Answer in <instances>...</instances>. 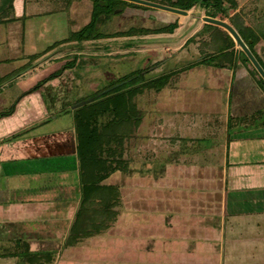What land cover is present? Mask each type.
<instances>
[{"label":"rangeland","instance_id":"374dc122","mask_svg":"<svg viewBox=\"0 0 264 264\" xmlns=\"http://www.w3.org/2000/svg\"><path fill=\"white\" fill-rule=\"evenodd\" d=\"M13 1L14 10L8 13V17L12 19L0 23V115L12 110L8 115L0 116L2 144L19 145L22 140L32 138L31 136H41L52 131H72L73 111L85 102L80 106L76 105L93 98L99 90L110 89L114 83L119 84L126 76L139 72L142 76L135 84L160 77L166 78L167 85L163 88L166 91L161 90L157 94L154 91L145 92L139 98V104L145 112L138 136L128 141L125 154L128 168L126 171L114 172L104 181L118 186L120 190V204L117 206L119 216L110 227L97 236L81 240L75 247L58 251L62 249L60 245L62 246L68 231L63 236L65 225L61 219H55V227H50L52 223L48 220L52 218L51 212L64 207L59 201L60 197H57L61 195L60 191L50 189L48 198L52 202L40 204L39 209L29 216L24 213L25 218L16 223L11 218L0 217V241L3 245L0 249V264H31L27 260L31 253L50 254L52 261L42 264H168L170 261L184 264L183 262H187L184 254L190 259L192 257L191 260H196L193 256L196 253H187L194 246L193 242L185 240V244L179 245L178 233L174 236L171 232H163L167 214H160L159 210L158 200L162 191L159 188V177L169 175L177 163L175 154L169 155L164 151V145L169 144L160 141L166 132H160L162 125L158 121L164 113L165 118L176 123L175 116H171L169 112L175 110L177 104L186 107L188 117H193L195 111L198 114L195 118H200L201 111L209 109L204 99L210 93L204 96L197 88L199 84L217 87L216 93L223 101L222 91L224 93L225 89L220 82L209 74L198 76L197 73L208 66L217 68L214 64L222 58L214 52L202 59V51H210L205 43H208L212 31L204 29V32H200L206 23L201 17L207 15L208 9L194 5L188 9V14L183 15L148 6L145 8L144 5L132 4L133 2L126 0H105L110 1L114 8L109 21L100 28L105 35L82 41L79 49L76 40L59 44L57 41L64 39L72 29L77 30L89 21L93 0ZM151 1L172 7L178 5V0ZM235 1L237 5L228 9V16L218 12L215 17L231 24L229 16L238 14L243 25L251 27L260 36L257 45H264V38L261 37V31L264 30V0ZM225 5L227 6L226 3ZM21 8L24 11H20ZM121 8L122 11L119 10ZM39 14H43L37 25L41 27L40 34H36L40 50L26 53L29 52L24 47L26 21ZM172 21L177 23L172 33H151V28ZM128 29L131 31H127ZM116 31L127 32L114 36ZM55 41L57 43L53 48L41 53ZM238 49L240 50L239 47ZM243 54L242 51L236 55L238 64L239 56L243 57ZM256 55L259 58V53ZM239 68L240 64L237 69ZM53 72L57 75L41 83L43 78ZM252 73L255 75V72ZM179 75L184 76L182 82L178 81L182 85V91L174 99L173 87ZM262 91L264 93V88ZM200 103L206 107H199ZM172 132L175 133L174 129ZM206 141L199 138L191 145L199 160L206 156L205 151L202 153L207 146ZM245 155L247 159L253 157L249 153ZM15 160L13 164H9L11 160H7L6 164L0 162L2 183H15L16 178L23 174L20 169L36 165L32 158ZM167 160L174 164L171 170L167 166L168 170L164 171L161 168ZM47 161L46 167L54 166L57 174L59 160H54L55 164L51 163L53 158ZM252 167H255V163ZM24 173L23 176L27 175L25 171ZM258 173L264 176V171ZM255 174L257 177V172ZM45 175L52 176V173ZM54 176L56 180L57 175ZM32 180L35 181V178ZM8 187L12 188L10 185ZM34 190L31 189L32 193ZM17 191L16 196H21V190ZM74 206L75 212L78 200ZM129 210L134 215L132 219L128 215ZM250 228L255 232L264 231V218L260 217L249 223L247 229ZM17 237L24 239L27 245L21 244L22 239H16ZM249 238L247 233L242 238L236 236L235 239L240 242L224 247L222 261L214 257L209 264H264V260L247 261L246 255L259 257L261 254L251 245L242 244L251 240ZM12 244L17 245L15 249L10 248ZM5 248H8L7 251ZM3 254L7 257L4 255V258ZM262 257L264 259V253Z\"/></svg>","mask_w":264,"mask_h":264},{"label":"crops","instance_id":"0c3cea01","mask_svg":"<svg viewBox=\"0 0 264 264\" xmlns=\"http://www.w3.org/2000/svg\"><path fill=\"white\" fill-rule=\"evenodd\" d=\"M20 11L24 9L21 8ZM41 17L43 14L26 21L24 47L26 51H29L26 53L40 50L36 34H40L41 27L37 25L40 24ZM233 50L236 55L240 51L236 44ZM255 51L259 53L264 63V45H256ZM197 73L198 76L209 74L220 82L221 87L225 89L224 93L222 91L223 101L216 93L217 87L199 84L197 88L204 96L210 93L204 99L209 109L201 111L200 118H195L198 115L195 111H193V117H188L186 107L183 106V108L178 104L175 105V110L169 112L171 116H175L176 123L165 118L164 113L162 117L160 116L158 122L162 126L159 130L166 132L165 137H162L160 141L169 144L164 145V151L169 155L175 154L177 163L169 175L159 177L161 185L159 188L162 189L158 200L159 210H161L160 214H167L163 232H171L174 236L178 233L177 244L179 245L185 244V240L193 242L194 246L187 253H196L193 254L196 260H191L192 257L190 259L184 254V259L188 262H183L184 264H209L214 257L222 261L224 247L240 242L235 237L242 238L246 236V233L251 240L242 244L251 245L258 253H261L259 257L246 255L247 261L261 262L264 260L262 259L264 231L255 232L251 228L247 229V226L257 218H264V176L258 173L264 171V126L261 124V119L255 123L252 119L245 122V120L231 117L249 114L264 107V93L242 67L233 69L217 66L213 69L208 66ZM183 78V75H179L176 80L177 83L173 87L174 99L176 95L181 94L182 85L178 81L182 82ZM161 90L166 91V88ZM199 107L206 106L200 103ZM173 129L175 133L172 132ZM31 137L22 140L19 145L8 146L0 142V162L6 164L7 160H11L9 164H13V161L16 162L15 159L32 158L36 164L20 169V173L23 174L16 178L15 183L7 185V182L0 181V217L1 219L11 218L12 222L16 223L17 220L23 219L24 213L29 216L39 209L40 204L51 203L52 201L48 198L50 189L59 190L61 195L57 197H60L59 201L64 207L51 212L52 218L48 222L52 223L50 227H55L56 220H63L64 236L74 215V203L79 199L78 179L76 169H73L76 164L73 130L52 131ZM199 138L207 140V146L202 151V153L205 151L206 155L203 160H199L191 148L192 143ZM248 153L253 156L252 159L246 158L245 154L248 155ZM50 158H53L52 164H55L54 160H59L57 174L54 172V166L46 167L47 160ZM254 163L255 167H252ZM173 164L167 160L161 169L168 170V166L171 170ZM24 171L27 173L25 176H23ZM255 172L258 174L257 177ZM50 173L52 176L45 175ZM54 175H57L56 180ZM33 178L35 181L32 180ZM33 188L37 192L32 193ZM17 190H21V196H16L19 192ZM144 198L143 196L142 199ZM53 199L55 200V195ZM128 215L131 219L134 217L130 210ZM163 232L161 231V234ZM78 243L66 248L60 245L62 249L58 251L63 252L64 249L75 247ZM1 244L0 241V249L3 246ZM16 246L12 244L10 248L15 249ZM7 249L5 248L6 251ZM183 251L187 250L183 248ZM1 255L0 253V257ZM168 264L176 263L170 261Z\"/></svg>","mask_w":264,"mask_h":264},{"label":"trees","instance_id":"16d2710c","mask_svg":"<svg viewBox=\"0 0 264 264\" xmlns=\"http://www.w3.org/2000/svg\"><path fill=\"white\" fill-rule=\"evenodd\" d=\"M13 2V0L1 1L0 23L12 19L8 17V13L14 10ZM177 4V7L186 10L198 5L208 9L206 14L212 17H215L218 12L228 16V9L237 5L235 0H178ZM144 7L148 8L147 6ZM123 8L119 10L122 11ZM113 10L110 1L93 0L89 21L79 29L70 31L64 39L57 41L58 44L59 42L76 40L79 49H81L82 41L105 35L100 28L109 21L110 13ZM229 17L231 25L264 69V63L260 57H257L255 51L260 36L251 27L244 26L238 14L234 13ZM176 26V21L167 22L161 26L151 28V33H172ZM204 29L212 32L208 43H205L210 51L208 53L201 50L202 59H206L207 56L215 52L217 56L221 55L222 58L218 59V63L216 62L214 66L235 69L240 64L255 84L263 90L264 80L259 76L246 55L239 56V64L236 61L237 57L233 50L235 42L229 33L216 25L208 23H204L200 32H204ZM127 31L131 30L128 29ZM127 31H116L114 36L125 34ZM261 37L264 38V30L261 31ZM57 42L48 45L41 53L53 48ZM239 52L242 53L241 50ZM62 67L66 68V65ZM252 71L255 72V75ZM55 75L57 73L53 72L43 78L41 83L46 82ZM141 76L138 72L122 78L119 84L114 83L110 89L104 88L97 91L93 98L85 100L84 105L73 111L76 158L73 169H76L79 199L68 232L62 243L64 248L73 246L85 238L99 235L110 227V224L118 215L117 206L120 204V190L118 186L106 184L104 181L114 172L126 171L128 168V160L125 157L128 141L138 136L145 112V109L139 104V98L149 91H154L157 94L167 85L166 78L160 77L135 84ZM10 113H12V110L8 113H1L0 116ZM231 118H239L245 120V122L248 119L259 122L261 119V124L264 126V107L249 114ZM20 243L27 245L23 240ZM27 260L31 264H42L43 262H51L52 258L50 254L31 253Z\"/></svg>","mask_w":264,"mask_h":264},{"label":"water","instance_id":"95a60500","mask_svg":"<svg viewBox=\"0 0 264 264\" xmlns=\"http://www.w3.org/2000/svg\"><path fill=\"white\" fill-rule=\"evenodd\" d=\"M126 1H130L133 3L141 4V5L148 6V7L161 9V10L171 12V13H175V14H183V15L188 14V10H186V9H181V8H177V7L164 5V4L157 3V2H154L151 0H126ZM201 19H202V21H204L206 23L219 26V27L223 28L225 31H227L229 33V35L232 37V39L234 40L235 44L244 52V54L246 55L248 60L251 62V64L255 68V70L258 72L260 77L264 80V69H263V67L258 62V60L255 58V56L252 54V52L250 51V49L248 48L246 43L242 40V38L240 37V35L236 31V29L229 22L222 20V19H219L217 17L208 16V15H203L201 17ZM84 102L85 101H82V102L78 103L76 106H80V105L84 104Z\"/></svg>","mask_w":264,"mask_h":264},{"label":"flooded vegetation","instance_id":"af4514ba","mask_svg":"<svg viewBox=\"0 0 264 264\" xmlns=\"http://www.w3.org/2000/svg\"><path fill=\"white\" fill-rule=\"evenodd\" d=\"M166 12H167V11H166ZM148 16H150V17H152V18H153V16H152V15H150V14H149ZM240 50H241V49H240Z\"/></svg>","mask_w":264,"mask_h":264}]
</instances>
